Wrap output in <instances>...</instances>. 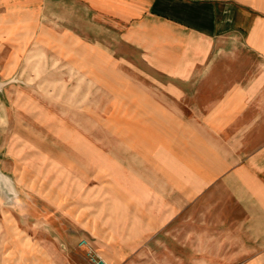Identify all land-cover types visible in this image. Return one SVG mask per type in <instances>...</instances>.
Listing matches in <instances>:
<instances>
[{"label":"crops","instance_id":"0c3cea01","mask_svg":"<svg viewBox=\"0 0 264 264\" xmlns=\"http://www.w3.org/2000/svg\"><path fill=\"white\" fill-rule=\"evenodd\" d=\"M104 62L139 79L120 86L121 160L58 134L53 260L0 264H92L81 239L108 264H264V0H0V79ZM25 82L4 88L6 118L34 109Z\"/></svg>","mask_w":264,"mask_h":264},{"label":"rangeland","instance_id":"374dc122","mask_svg":"<svg viewBox=\"0 0 264 264\" xmlns=\"http://www.w3.org/2000/svg\"><path fill=\"white\" fill-rule=\"evenodd\" d=\"M106 69L105 62L100 64L102 74L98 78H90L70 66L48 76L26 79L14 74L10 77L21 82L8 85L25 86L28 80L35 93H24L17 98L24 107L31 104L34 109L24 108L9 118L0 109V261L53 260L43 254V219L53 227L56 224L53 221L56 209L51 203H58L60 178L50 168L52 157L49 155L56 157L60 153V144L54 141L58 134L72 139L75 135L92 138L95 141L89 144H97L100 153L121 160L122 134L130 125L125 116L128 113L124 108L126 96L120 86L125 81L138 82L139 79L125 76L121 66L115 67V77H107ZM6 86L0 90V102L6 99ZM59 113L64 117V125L58 124ZM8 144L15 157L6 154ZM67 157L73 158L68 150ZM66 178L61 180L66 182L62 197L73 198L75 179L73 174H67ZM11 215H19L18 221ZM51 239L56 242L55 238ZM83 256L88 259L85 253Z\"/></svg>","mask_w":264,"mask_h":264},{"label":"built area","instance_id":"2783aa9c","mask_svg":"<svg viewBox=\"0 0 264 264\" xmlns=\"http://www.w3.org/2000/svg\"><path fill=\"white\" fill-rule=\"evenodd\" d=\"M79 246L85 248V254L88 258V260L92 264H108L102 257H100L90 246L87 239H81L79 242Z\"/></svg>","mask_w":264,"mask_h":264},{"label":"water","instance_id":"95a60500","mask_svg":"<svg viewBox=\"0 0 264 264\" xmlns=\"http://www.w3.org/2000/svg\"><path fill=\"white\" fill-rule=\"evenodd\" d=\"M13 82H21L20 80L16 79V78H10L8 80H4V81H1L0 80V90H2V88L10 83H13ZM0 177L2 178V174H0Z\"/></svg>","mask_w":264,"mask_h":264}]
</instances>
